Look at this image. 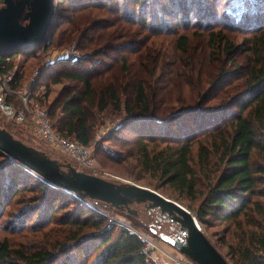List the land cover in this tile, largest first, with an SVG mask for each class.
<instances>
[{
  "label": "trees",
  "instance_id": "obj_1",
  "mask_svg": "<svg viewBox=\"0 0 264 264\" xmlns=\"http://www.w3.org/2000/svg\"><path fill=\"white\" fill-rule=\"evenodd\" d=\"M54 1L47 49L59 34L65 36V23L90 10L104 19L111 14L124 35L131 25L149 36H174L175 47L164 60L146 61L143 74L130 70L125 50L138 51L144 42L127 37L97 44L99 34L91 28L78 36L67 32L70 40L79 39V55L64 52L52 59L35 82L47 93L50 85L66 83L48 110L57 132L89 145L92 110L119 111L123 99L126 116L96 146L95 156L168 197L188 201L233 264H264V0ZM190 35L206 43L205 71L189 58ZM39 48L0 53V71L12 69L19 53L34 56ZM116 67L122 76L111 78ZM18 76L13 89L20 87ZM152 79L157 85L148 88ZM177 80L183 82L178 94L166 98ZM8 126L3 128L10 132ZM115 140L122 148L105 142ZM77 197L0 152V264H157L141 237L96 211L136 216ZM151 224L135 222L159 238ZM10 234L31 238L17 243Z\"/></svg>",
  "mask_w": 264,
  "mask_h": 264
},
{
  "label": "rangeland",
  "instance_id": "obj_2",
  "mask_svg": "<svg viewBox=\"0 0 264 264\" xmlns=\"http://www.w3.org/2000/svg\"><path fill=\"white\" fill-rule=\"evenodd\" d=\"M54 3H55V11H56L57 3L55 1ZM102 16L103 15H98L96 10H90L87 13L79 14L75 17L74 24L69 25V23H65L63 25V29L64 28L67 29L65 36H63V38H61V34L57 36L56 44H53L51 46L53 49L52 48L47 49L46 46L43 47L41 45V48L37 50L34 56L23 55L19 53L18 57L14 60V65L12 67V69L14 68L16 69L17 72H19V76H18L20 77L18 80L20 83L19 88L21 89L24 86L28 87L31 84H33V87H35V82L38 80V77H40L41 73L45 71L46 67L49 66V61H51L52 59L53 60L56 59L60 55H63L64 52H68V55H73V56L79 55L80 49H77L76 46L79 45L80 41L79 39L70 40L67 35V32L70 31H71L70 34L76 33L78 36L81 30L85 31V29L91 28L93 29L92 33L94 35L99 34V38L97 39L96 42L97 44L102 42L103 43L111 42V44H115L119 41H123L127 37L135 41L144 42L145 47L144 46L141 47L138 51L125 50V54L129 62V68L132 72H136V73H143V74L145 73L143 65L145 64L146 61H151L158 57L164 60L165 56H168L175 50L173 43L174 36H170V35L149 36V34H147L146 32H143L136 26H131V25H128L131 27L130 29L131 33H129L128 35H124L123 33H120L121 31H118L116 26L113 24L115 21L112 20V18L114 17L111 14L105 13L104 14L105 19ZM107 18H111V20H108ZM190 38L191 40H190L189 58L190 60L192 59V65L200 66L201 70L205 71L207 69V64H206L207 62L205 61L207 56L206 43L202 39L195 38L193 35H190ZM240 38L241 37H238L237 39L240 40ZM87 42L85 44H87ZM82 52H86L85 49H82ZM106 53L109 55L112 54L111 50L107 51ZM104 56L105 55H102L101 58H104ZM112 72L114 73L110 75L111 78L114 77L120 78L122 76V73L119 72V68L117 67ZM181 83L183 85L182 80L181 82L178 80L175 81V83L173 84V91L172 89L171 91H166L164 96L166 98L174 99V96L178 94L177 92L179 90V85H181ZM54 85L55 84L49 86L48 93L45 85H40L38 88H35L33 92L34 99H37L40 102L41 106L47 110H49L50 103L56 98V96L60 93L61 89L66 85V83L64 82L56 83V86L53 87ZM156 85H157V81L153 82L152 79L151 83H149L148 85V88L156 87ZM55 92L56 94H54ZM14 103L17 108L20 107L19 101L18 103L16 101ZM125 116L126 114L124 110L123 99L121 101V107L119 111L115 112L111 108L107 109L102 113L97 112V110H92L90 118H91V122L94 124V131L90 144L86 146H89L91 148L96 166L114 175L112 177L116 176V178H111L110 176V179L116 181H131L139 185L153 188L143 182H139L134 177L125 175L126 173L119 171L116 165L110 164L106 159L101 160V158L95 156L96 146H98L101 142H103L105 137H107L108 134L123 121ZM1 117L6 119H3ZM8 119H12V120H8ZM8 121H11L16 125L13 126L10 124H6L8 123ZM51 121L55 122L54 120ZM7 125H9L8 127H10V132L14 135L15 138L23 141L27 145L39 150L40 152H44L50 158L56 159L58 162L61 163L60 166L62 169L67 170L66 164H71L73 167L77 168L78 170L85 171L88 173H93L90 170H86L83 168L79 169L78 166L70 158H68L66 155L61 153L58 149L49 146L46 142H44L37 135H35L31 129L23 126L21 123L16 121V119L8 118L0 114V127L2 128L5 126L7 127ZM124 136H130V134L126 133ZM134 139L135 137L133 136L131 137L130 140H134ZM105 142H107V144L108 143L111 144L113 148L116 149H120L123 146L122 143L118 142V140H115L114 143H111L110 141H105ZM121 169L125 171L126 167H121ZM163 195L166 196L165 194ZM168 198L179 202L180 204L185 206L191 213L195 214V211L193 209L187 207L186 204L188 203V201L181 202L171 197ZM85 204L89 205L88 203ZM130 208L132 210L131 212H128L126 209L124 210L127 213L136 216V219L133 220L131 219L132 221L126 215L120 212L108 210L106 208H102V209L100 208L96 212L107 217L110 221H114L120 226L125 225L124 226L125 228L134 231L142 239L145 238L146 239V241H144L145 251L149 249L151 252V256L149 254L147 255L148 258L152 259L157 264H170V262H168V260L166 259L167 255L163 254L162 249L164 251H167L168 253L175 252L177 250L174 249L167 242L159 239L157 236L152 235L150 232L145 230L143 226H137V225L135 226L136 221H140L143 224H149V223H153V221L158 216L163 217V215L161 214L159 215V209L157 208L148 211L146 209L145 204L139 202H133L132 204H130ZM159 224H160L159 232L161 233L172 235L173 233H176L177 230L179 232V227H180L179 223L176 221L169 220V215L164 216ZM216 228L218 229L217 232H220L221 230L219 229L220 227H216ZM202 229L209 238V240L216 247L217 245L215 240L216 237H213L211 234L207 233V231L203 227ZM0 232L1 234H4V231H0ZM141 235L145 237H142ZM10 236L13 237L15 239V242L17 243L20 240L29 241V239L31 238V236H25L22 234L21 235L10 234ZM219 251L229 261L230 264H233L231 259L226 256V248L224 250H219Z\"/></svg>",
  "mask_w": 264,
  "mask_h": 264
},
{
  "label": "water",
  "instance_id": "obj_3",
  "mask_svg": "<svg viewBox=\"0 0 264 264\" xmlns=\"http://www.w3.org/2000/svg\"><path fill=\"white\" fill-rule=\"evenodd\" d=\"M54 0H3L0 6V53L34 48L49 41L50 28L55 16ZM0 152L27 169L36 172L47 183L57 188L109 203L131 212L130 204L144 203L148 211L159 209V215L179 223V234L159 233V239L196 264H230L209 240L197 219L185 206L153 188L131 181H116L78 170L52 159L44 152L15 138L0 127ZM155 232V230H154Z\"/></svg>",
  "mask_w": 264,
  "mask_h": 264
},
{
  "label": "built area",
  "instance_id": "obj_4",
  "mask_svg": "<svg viewBox=\"0 0 264 264\" xmlns=\"http://www.w3.org/2000/svg\"><path fill=\"white\" fill-rule=\"evenodd\" d=\"M7 59H9V56ZM18 75L19 72L14 68L7 71H0V114L8 118H14L23 126L31 129L35 135L49 146L58 149L61 153L70 158L79 169L83 168L90 170L93 172L92 174L106 179H110V176L111 178H116V176L112 177L114 175L96 166L93 152L89 146L83 145L76 140L63 137L57 132L48 115V110L43 108L37 99H34L33 92L35 87H33V84L28 87L24 86L21 89L19 87L17 89L12 88V84L16 81ZM13 98H18L20 107L17 108L15 106ZM27 170L36 178L46 182V180L40 177L36 172L30 169ZM61 191L78 199L76 194L64 190ZM141 236L145 237L143 235ZM143 239L146 241L145 238ZM146 251L151 256L150 250L147 249ZM162 251L164 255H167L166 259L170 264H195L191 259L180 252L178 253L175 251L168 253L163 249Z\"/></svg>",
  "mask_w": 264,
  "mask_h": 264
},
{
  "label": "flooded vegetation",
  "instance_id": "obj_5",
  "mask_svg": "<svg viewBox=\"0 0 264 264\" xmlns=\"http://www.w3.org/2000/svg\"><path fill=\"white\" fill-rule=\"evenodd\" d=\"M163 217H164V215H163ZM163 217H161V216H158L156 219H155V221L152 223V225H153V231L155 230V232H158V234L160 233L159 231V229H160V221L163 219ZM179 234V232H178V230H177V232L176 233H173L172 234V236H174V235H178Z\"/></svg>",
  "mask_w": 264,
  "mask_h": 264
},
{
  "label": "crops",
  "instance_id": "obj_6",
  "mask_svg": "<svg viewBox=\"0 0 264 264\" xmlns=\"http://www.w3.org/2000/svg\"><path fill=\"white\" fill-rule=\"evenodd\" d=\"M56 86V84L53 86V87H55ZM61 87V86H60ZM54 94H56V92L54 93Z\"/></svg>",
  "mask_w": 264,
  "mask_h": 264
}]
</instances>
